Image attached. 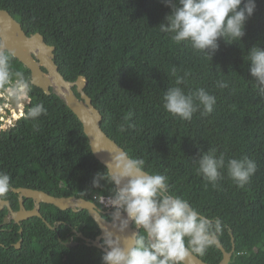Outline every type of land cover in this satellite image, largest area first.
I'll use <instances>...</instances> for the list:
<instances>
[{"label":"trees","instance_id":"16d2710c","mask_svg":"<svg viewBox=\"0 0 264 264\" xmlns=\"http://www.w3.org/2000/svg\"><path fill=\"white\" fill-rule=\"evenodd\" d=\"M0 9L27 35L40 33L55 47L53 60L66 80L85 77L84 91L111 139L130 156L144 159L146 171L165 174L170 190L202 215L221 220L217 240L228 252L232 239L234 243L228 264H264V98L255 91L250 62L244 60L252 45L264 49V0H256L239 41L218 39L211 61L189 42L173 43L169 34L159 31L171 11L162 0H0ZM10 63L30 79L29 69L15 57ZM173 67L179 75L190 73L180 85L186 92L203 87L217 97L211 114L203 115L201 109L187 121L164 110L163 92L175 86ZM221 79L229 82L228 88L215 86ZM29 97L23 114L0 131V171L10 175V189L92 202L94 194L110 196V183L92 185L93 176L105 166L93 156L75 114L55 93L47 95L32 86ZM39 102L47 114L26 118L28 108ZM129 112L135 127L121 133L118 126ZM208 148L226 158L247 156L257 170L244 187H237L221 169L223 178L214 187L195 171V158ZM10 189L0 198L16 211L18 196ZM33 205L32 199H24L26 209ZM40 213L55 230L39 217L2 225L0 264H102L103 251L87 246L73 232L92 239L99 234L86 210L41 203ZM7 214V208L0 210V223ZM70 238L77 244H63ZM195 255L208 264L222 259L216 245L204 256Z\"/></svg>","mask_w":264,"mask_h":264},{"label":"clouds","instance_id":"9594fccd","mask_svg":"<svg viewBox=\"0 0 264 264\" xmlns=\"http://www.w3.org/2000/svg\"><path fill=\"white\" fill-rule=\"evenodd\" d=\"M162 3L171 11L158 25L159 31L169 34L173 43L189 42L192 49L206 54L210 61L219 48V38L231 44L245 35V22L256 9V0H162ZM12 59V53L0 42V91L12 102L22 99L29 102L31 81L24 71L12 67ZM244 60L250 62L255 91L264 98V49L252 45ZM171 74L175 86L167 88L162 95L166 112L191 121L193 114L201 109L203 115L214 111L217 101L214 94L203 87L187 92L180 87L186 83L189 72L179 75L173 67ZM215 86L225 89L229 82L217 80ZM42 114L46 115L47 109L39 102L28 108L26 118L36 120ZM131 116L129 112L118 126L121 133L135 127ZM216 153L215 148H208L199 151L195 158L196 174L214 187L223 178L221 169L226 170L237 187H244L257 170V163L247 156L226 158L225 153ZM102 180L112 185L108 207L113 209L110 216L115 229V232L103 229L102 264H185L189 253L204 256L216 245L222 230L221 220L202 215L188 200L172 192L168 177L146 171L144 159L115 152L106 162L105 170L93 176V187H100ZM10 186V175L0 171V196ZM129 223L133 231L123 236L115 234H124Z\"/></svg>","mask_w":264,"mask_h":264},{"label":"water","instance_id":"95a60500","mask_svg":"<svg viewBox=\"0 0 264 264\" xmlns=\"http://www.w3.org/2000/svg\"><path fill=\"white\" fill-rule=\"evenodd\" d=\"M0 42L3 43L6 50L12 53L13 57L21 62L24 67L29 69L32 86L40 88L47 95L55 93L75 114L82 125L83 132L88 139V144L93 156L103 166H106V162L111 159V154L119 151L125 152L122 147L102 130V115L99 110L94 107L91 98L84 91L87 83L85 77L78 76L75 81L66 80L59 72L58 66L53 60L55 47L48 45L40 33L27 35L21 24L16 21L7 10L0 9ZM10 190L18 196L19 209L14 211L8 200L0 198V210L3 208H7L8 210V214L3 218L2 223H0V230L2 225L9 223L11 220L16 224H20V222L31 217L41 218L49 229L55 230L56 227L49 224L40 213V205L41 203H45L51 204L60 210H86L88 212L89 216L98 226L99 234L95 239H89L81 233H78L77 235L87 246L97 247L104 251V249L100 247L103 229L108 228L110 231L115 232V229L112 227V219L109 221L106 220L102 216L104 212L92 201L74 197H56L41 190L24 187L11 188ZM25 198L34 201L32 209L28 210L25 208ZM109 213H112V211H109ZM133 230V226L129 223L124 234H115L123 236ZM63 244L70 247L77 243L64 242ZM15 246L17 248L20 247V240ZM216 246L222 252V259L218 264H228L234 251L233 239L232 247L229 252L223 248L218 240ZM185 264L208 263L204 262L194 253H189L185 258Z\"/></svg>","mask_w":264,"mask_h":264},{"label":"rangeland","instance_id":"374dc122","mask_svg":"<svg viewBox=\"0 0 264 264\" xmlns=\"http://www.w3.org/2000/svg\"><path fill=\"white\" fill-rule=\"evenodd\" d=\"M2 92H0V98L2 99V102L0 103V105L3 104V96H2ZM27 103V100H20L19 102H10L7 105H4L1 108V112H0V125L5 128L6 124H9V127L12 125L13 123V119H17L18 117L21 116L22 114V107L24 106V104ZM7 129V128H6Z\"/></svg>","mask_w":264,"mask_h":264},{"label":"built area","instance_id":"2783aa9c","mask_svg":"<svg viewBox=\"0 0 264 264\" xmlns=\"http://www.w3.org/2000/svg\"><path fill=\"white\" fill-rule=\"evenodd\" d=\"M3 96V94H2ZM3 106L0 105V112H1V108ZM1 130H5V128H3L1 125H0V131ZM108 198L109 196L107 195H100V194H94L93 195V200L100 206L102 207L103 209H112L111 207H108Z\"/></svg>","mask_w":264,"mask_h":264},{"label":"flooded vegetation","instance_id":"af4514ba","mask_svg":"<svg viewBox=\"0 0 264 264\" xmlns=\"http://www.w3.org/2000/svg\"><path fill=\"white\" fill-rule=\"evenodd\" d=\"M94 203L98 206V208L100 209V210H102L104 213L102 214V216L105 218V217H110V218H105L106 220H110L111 219V216H110V214L111 213H109V211H113V209H103L102 207H100L95 201H94ZM28 220V219H27ZM21 223V222H20ZM73 232H76V235L78 234V233H80V232H77L76 230H73ZM82 234V233H81ZM83 235V234H82ZM78 236V235H77ZM79 237V236H78ZM89 239H92V238H89ZM93 239H95V238H93ZM69 242H74L73 240H71V238H70V241Z\"/></svg>","mask_w":264,"mask_h":264},{"label":"bare ground","instance_id":"6f19581e","mask_svg":"<svg viewBox=\"0 0 264 264\" xmlns=\"http://www.w3.org/2000/svg\"><path fill=\"white\" fill-rule=\"evenodd\" d=\"M3 98H4V100H3L2 106L7 105V104H9L11 102L10 100H8V99L5 98L4 93H3ZM28 99H29V97H28ZM5 128H9V124H6L5 125Z\"/></svg>","mask_w":264,"mask_h":264}]
</instances>
